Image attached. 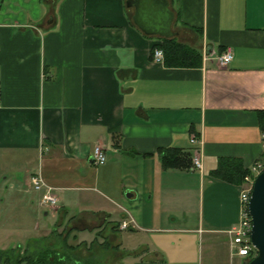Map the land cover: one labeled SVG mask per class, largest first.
<instances>
[{
  "label": "crops",
  "instance_id": "crops-1",
  "mask_svg": "<svg viewBox=\"0 0 264 264\" xmlns=\"http://www.w3.org/2000/svg\"><path fill=\"white\" fill-rule=\"evenodd\" d=\"M169 1L172 37L200 66L155 61L164 37L127 0H0V249L68 236L75 255L100 247L114 264H243L228 230L244 182L212 170L264 154V0ZM167 147L198 153L202 169L164 168ZM34 173L56 205L41 204Z\"/></svg>",
  "mask_w": 264,
  "mask_h": 264
},
{
  "label": "trees",
  "instance_id": "trees-1",
  "mask_svg": "<svg viewBox=\"0 0 264 264\" xmlns=\"http://www.w3.org/2000/svg\"><path fill=\"white\" fill-rule=\"evenodd\" d=\"M156 47L164 50V63L172 67L200 66L202 55L194 47L172 38H161ZM260 120H264V110L260 112ZM162 165L164 168H188L192 165V155L175 147L159 148ZM249 169L244 167L242 159L238 157L222 156L217 167L212 170V175L233 184H243ZM58 226L63 223L67 212L59 213ZM120 227V223L116 224ZM129 228V227H128ZM58 234H54V236ZM64 237V247L54 244H44L48 238H40L28 242L26 246H15L0 249V264H89L88 258L81 259L74 254V249L67 245ZM38 246L39 248H35ZM248 259V258H247Z\"/></svg>",
  "mask_w": 264,
  "mask_h": 264
},
{
  "label": "built area",
  "instance_id": "built-area-1",
  "mask_svg": "<svg viewBox=\"0 0 264 264\" xmlns=\"http://www.w3.org/2000/svg\"><path fill=\"white\" fill-rule=\"evenodd\" d=\"M209 55L205 53V58ZM153 58L155 61H164V50L161 47H156L153 50ZM234 58V54L231 48H227L223 53L217 56L219 65L225 66L230 63ZM1 101V97H0ZM262 139L264 146V120L262 129ZM191 141L193 143H199L198 139L194 136ZM94 162L101 165L107 160L106 152L100 145L95 146L93 154ZM193 166L195 169H202L203 161L201 156L197 153L193 156ZM264 170V154L255 160V162L249 167V172L245 175L244 186L240 194L241 200V214L237 224L228 230L231 237V253L233 256L240 258L252 259L257 255V249L252 243V228L253 219L249 210V204L251 194L254 188L256 177ZM31 184L33 187L42 192L41 204L44 206H54L58 203V197L54 192V188L48 185L41 173H34L30 177ZM130 226V222L122 220L120 222L121 229H127Z\"/></svg>",
  "mask_w": 264,
  "mask_h": 264
},
{
  "label": "water",
  "instance_id": "water-1",
  "mask_svg": "<svg viewBox=\"0 0 264 264\" xmlns=\"http://www.w3.org/2000/svg\"><path fill=\"white\" fill-rule=\"evenodd\" d=\"M126 3L135 9L133 20L146 34L164 38L174 35L175 12L169 0H127ZM249 210L253 219L252 243L258 254L243 264H264V170L256 177Z\"/></svg>",
  "mask_w": 264,
  "mask_h": 264
},
{
  "label": "rangeland",
  "instance_id": "rangeland-1",
  "mask_svg": "<svg viewBox=\"0 0 264 264\" xmlns=\"http://www.w3.org/2000/svg\"><path fill=\"white\" fill-rule=\"evenodd\" d=\"M29 219L30 218L28 217V220ZM31 242H33V241H31ZM46 243L49 245L54 244V246H57L60 248L64 247V239L60 238V237L48 238L47 241L44 240V244H46ZM37 248H39V247L35 246V248H33V249H37ZM97 250H100V252L102 251L104 254L99 255V252ZM89 252L92 254L86 255L84 253H79L78 257H80L81 259H87L88 258L89 264H114L116 257H115V254L111 253V251H109V253L107 255H105L106 253L104 252L103 248L99 247V248H90ZM242 259H244V258H242Z\"/></svg>",
  "mask_w": 264,
  "mask_h": 264
}]
</instances>
